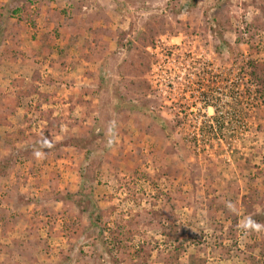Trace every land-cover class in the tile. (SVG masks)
I'll list each match as a JSON object with an SVG mask.
<instances>
[{
	"label": "rangeland",
	"instance_id": "obj_1",
	"mask_svg": "<svg viewBox=\"0 0 264 264\" xmlns=\"http://www.w3.org/2000/svg\"><path fill=\"white\" fill-rule=\"evenodd\" d=\"M251 65L264 0H0V264H264V230L241 226L264 225ZM206 104L220 123L198 125Z\"/></svg>",
	"mask_w": 264,
	"mask_h": 264
},
{
	"label": "trees",
	"instance_id": "obj_2",
	"mask_svg": "<svg viewBox=\"0 0 264 264\" xmlns=\"http://www.w3.org/2000/svg\"><path fill=\"white\" fill-rule=\"evenodd\" d=\"M198 0H186V2H188V4L190 5H196ZM159 30L155 29L153 27H148L147 30L143 33L140 34V38H141V45L144 47L148 46V45H152V39L158 35ZM42 49L43 51L45 49H47V47L44 46V44L42 45ZM145 56L146 58H144V61L142 62V66H144V68L146 69V71L149 69V58H148V54L147 52ZM142 56L141 54H139V59H141ZM250 76L252 78V80H255V82L257 83V85L260 87L258 89L259 92H261V94L264 97V69L261 67L259 68L258 66L255 65H251V71H250ZM141 85H146L147 89L148 86L145 82L139 83ZM28 94H32V93H38L35 88L27 90ZM38 95H40V97H42V101H45L47 99V95L46 94H42V93H38ZM157 124L159 125V127L161 128L162 131L165 132L166 135H169L168 130H167V125H169L170 120H166L165 118L161 120H156ZM47 147H48V142H47ZM9 163L6 164H0V173L2 174L3 172H5L7 169H9ZM68 200L73 201L75 204L78 205V207H83V205H85V200H86V194L82 193V190H79L77 193L74 194H68ZM98 218V217H97ZM92 221V218H91ZM97 222L98 221H92L91 222V226L97 227ZM164 236L166 238V241H172L173 244L171 246L172 249H170L169 251H167V255L165 257V261L169 262V263H177L178 261V257L180 254H182L184 252V248H183V241L186 240V237L183 234H178L177 231H167V232H163ZM126 241V240H124ZM120 241L117 240H113V246H116V243L118 244ZM124 244V243H123ZM101 245H103V247L106 246V243L104 241L101 242ZM140 252H142V249L139 247L136 251L137 254H139ZM189 264H200V261L198 259L195 258V256H189Z\"/></svg>",
	"mask_w": 264,
	"mask_h": 264
},
{
	"label": "built area",
	"instance_id": "obj_3",
	"mask_svg": "<svg viewBox=\"0 0 264 264\" xmlns=\"http://www.w3.org/2000/svg\"><path fill=\"white\" fill-rule=\"evenodd\" d=\"M238 82H240L241 84H243V82L242 81H245L244 80V78H241L240 76L238 77ZM206 100V99H205ZM205 100H203V103H206V101ZM176 103V102H175ZM206 108H211L212 110H213V113L211 114V115H209V114H207V113H205L204 112V110H202V108L200 107V108H197V110H199V109H201V113H203L202 114V116L204 117L202 120L201 119H199V120H197V123H198V125H200L201 123V126H204L206 123H208V122H210V123H214V121L218 124V123H220L219 122V110H217L218 108L215 106V104H206ZM184 109H186V108H184ZM190 109H193V108H190ZM189 109V110H190ZM192 110H190V112H191ZM203 111V112H202ZM201 116V117H202ZM209 117H211V118H209ZM193 122H195V121H193ZM215 123V124H216ZM209 124V123H208ZM199 129V128H198ZM198 129H197V131H198ZM197 136V135H196ZM199 137H200V135H199Z\"/></svg>",
	"mask_w": 264,
	"mask_h": 264
},
{
	"label": "clouds",
	"instance_id": "obj_4",
	"mask_svg": "<svg viewBox=\"0 0 264 264\" xmlns=\"http://www.w3.org/2000/svg\"><path fill=\"white\" fill-rule=\"evenodd\" d=\"M48 146L51 147L52 145L48 143ZM35 155L37 156V158H40L42 156V154L39 152L35 153ZM227 206L230 210L234 208V206L231 203H229ZM241 226L246 230H252V231H257V232L264 230V225L257 223L250 217L247 218L246 221L243 222Z\"/></svg>",
	"mask_w": 264,
	"mask_h": 264
}]
</instances>
